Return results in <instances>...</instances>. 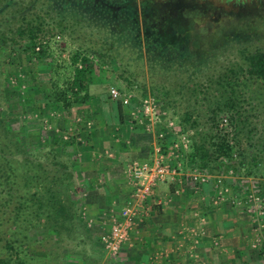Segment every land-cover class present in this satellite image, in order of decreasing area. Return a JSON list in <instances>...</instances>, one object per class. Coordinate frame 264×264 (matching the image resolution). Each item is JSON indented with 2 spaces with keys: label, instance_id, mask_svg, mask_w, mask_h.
I'll return each instance as SVG.
<instances>
[{
  "label": "rangeland",
  "instance_id": "1",
  "mask_svg": "<svg viewBox=\"0 0 264 264\" xmlns=\"http://www.w3.org/2000/svg\"><path fill=\"white\" fill-rule=\"evenodd\" d=\"M39 1L7 0L5 5L9 2L13 4L12 6L25 3L26 6L31 5V8H35ZM50 1L51 3L47 5L50 6L49 8L52 11L49 19L53 20V24L62 22L66 26L60 29V27H53L52 24L53 29L50 31L55 57L57 56L60 61L66 62L64 66L66 64L71 66V54L80 46L92 45L94 48L97 47V50L101 49L103 52H107V55L109 54V58L106 57L104 61L94 58L98 74H96V81L90 88L91 95L88 103L76 105L72 108H59L47 103L44 92L41 91V89L47 88L49 90L50 68L53 66L52 57L46 56L41 60L37 58L29 60L25 57L29 52L22 43L23 45L14 47L16 52H11L12 56L9 54V61L12 63L15 60V63L4 65L5 71L9 73L10 77L8 85L11 100L8 104L11 114L14 115L11 124L14 129L22 132L18 139L22 143L26 142L27 147L30 148L46 146L50 143L47 146L49 148L54 140L59 143L57 145L61 146V137L64 141L73 142L62 147L66 148L64 149L65 152L74 151L73 156H70L74 164L70 168L74 174V187L69 188V194L71 198L80 203V215L89 231L99 237L94 239L95 242L97 241L95 248L91 244L93 242L89 240H87V243H80L76 247L73 236L64 232L61 235H54L56 246H61V252L65 251L64 248L73 250L71 254L67 252L64 255L63 253L60 262H57V264L173 263L175 260L173 257H170L169 261L153 262L157 255L167 256L166 248L162 246L158 248L162 250H156V246L153 244L158 239L146 237L142 231L137 233L136 230H133L131 232L132 240L130 239L131 241L124 243L118 253L106 249L101 237L109 234L114 221L121 212V208L125 205V199L128 198V195L136 186V182L131 176L129 178L125 177V173H130V168L136 164L130 162L128 158L149 159L150 156L146 158L144 155L150 145L153 146L154 152V146L160 145L159 147L165 148L166 151L163 150V152L169 155L164 162L171 169L179 172L180 178L178 181L181 183L178 182L177 185L180 190V193L176 194L178 197L193 194L197 195L200 199L199 202L205 205L210 202L213 204L215 200V202H218L215 206H224L219 212L220 229H222V219L225 220L224 216L231 215L232 208L230 206L236 209L239 217L237 228L234 230V234L223 232L222 242L224 246H229L232 243L234 245L248 243L250 249L247 250L246 254L249 253L253 257L251 264H261L258 261L264 259V194L259 192L258 186L252 178L237 177L231 171L225 176H215L208 173L209 180L206 186L202 188H199L187 178L194 171V169L188 167L186 160V154L189 151V137L186 133H183L180 125L172 117L171 112L163 102L164 93L153 88V85L160 82H171L176 75L178 76L176 78L180 79L182 71L183 74L186 73V77L184 81L180 80L185 86L186 81H188L187 83L193 81L192 77L188 78L192 73L198 72L197 80L204 82L205 76L210 70L214 71L215 69L216 73L220 68L238 62L241 56L240 50L243 47L247 46L255 49L259 46L264 48L263 20L260 19L261 31L258 34L235 35L220 45L212 46V48L208 47L211 44H203L202 47L205 50L210 48L204 56L197 51L187 49L186 52L181 54L184 59L180 60L179 65H176L179 66V72L175 70L176 68H172L174 64L171 63V65L166 66L168 68L166 73H162L163 69L160 68L163 64H159L157 60L152 58L149 53L150 49L145 44L143 30L140 28L139 31L136 27L141 23L130 24V17H126V3L135 2L136 7L140 8L143 0ZM153 1L168 7L171 5L175 9L181 8L184 11H186V8L194 10V13L201 15L199 16L201 28L216 24L219 19H223L225 14L228 13H236L240 17L241 14L243 16L264 15V0H237L228 5L223 0ZM207 2L221 9L208 12L206 16L205 3ZM203 4L204 6H202ZM96 6L100 8L101 12L99 14H96ZM116 16L120 17L119 27H115L117 22L112 21ZM108 47H112L111 51ZM163 52L171 61L170 53L166 50H163ZM110 54L117 55L110 60ZM152 55L153 57L159 56L158 52ZM200 57L204 58L201 59ZM175 60V58L172 59V61ZM125 65L131 72L136 73L137 80L142 83V86L147 87L148 94L146 96H143L138 88L129 90L124 79H118L117 76L112 78L113 81L107 80L108 74L105 70L114 68V71H119ZM111 85L117 86L124 92H130L132 94L131 105L124 107L120 101L112 99L109 96ZM187 90L189 91L188 87H186L185 93ZM152 97L157 102V106H153V109L159 112L160 117L157 115L158 113L152 118V116L143 112L144 98ZM33 100L37 102L36 106L33 105ZM119 105L123 108L124 114L128 116V121L127 119L124 122L119 120ZM247 107H250V105L247 104ZM157 116L159 119H157ZM224 123L226 124V120ZM258 125L260 131L264 132V125L261 120L258 121ZM139 127L141 129L143 127L147 133ZM162 132L164 133L163 142L160 140V133ZM136 134H138V137H136ZM186 144L188 145L186 146ZM133 148L142 149H138V151ZM176 148H180L179 152ZM118 149L122 153L118 152ZM128 165L129 167L126 168ZM219 178L223 180L222 183L219 182ZM155 188L156 192L164 194L168 190L175 191V184L169 181L159 182ZM191 199L190 197L185 200L187 205H191ZM148 205L152 207L156 206V203L151 200ZM227 213L230 214L227 215ZM151 226L152 223L146 231ZM214 229V233H216L218 230L217 225ZM222 230L224 231V229ZM225 232L227 231L225 230ZM32 235L38 238L41 237L35 231L32 232ZM259 241L261 246L254 247V244ZM160 242L161 240L156 243ZM38 246L36 245V247ZM101 246L103 249L99 250L98 247L102 248ZM202 250L203 257L209 256L210 253L217 254V252L224 256L217 248H214V252L208 247H206V250L202 247ZM229 259L230 257H228ZM219 261L215 259L213 264H219ZM208 264H212L211 260Z\"/></svg>",
  "mask_w": 264,
  "mask_h": 264
},
{
  "label": "trees",
  "instance_id": "2",
  "mask_svg": "<svg viewBox=\"0 0 264 264\" xmlns=\"http://www.w3.org/2000/svg\"><path fill=\"white\" fill-rule=\"evenodd\" d=\"M6 1L0 0V264H57L63 253L71 254L73 250L64 248L61 252L54 235L64 232L73 236L76 247L89 240L95 248L97 241L94 239L99 237L89 231L80 215V203L69 194V188L74 187V174L70 170L73 164L70 156L74 151L65 152L66 148L62 147L73 142L61 137V146L54 140L49 148L50 143L30 148L18 139L22 132L11 124L14 115L8 104L11 100L10 77L4 65L11 63L9 54L12 56L11 52H16L14 47L22 43L29 52L25 56L29 60L52 57L49 90L41 91L47 103L72 108L88 103L90 88L98 74L94 58L104 61L109 54L92 45L80 46L71 54V66H64L66 62L55 57L50 31L53 27L63 29L66 26L62 22L53 24L49 19L52 11L47 5L51 1L40 0L35 8L25 3L5 5ZM223 1L228 5L237 0ZM126 5L129 23H141L136 27L143 30L152 58L163 64L162 73H166V66L171 63L179 72L176 65L184 59L181 54L187 49L204 56L212 46L220 45L232 36L258 34L260 19L264 22L263 14H241L240 17L228 13L216 24L201 28V15L194 10L175 9L153 0H143L140 8L135 2ZM205 5L206 16L208 12L221 9L210 2ZM96 9L99 14L100 8L96 6ZM119 19L118 16L112 19L117 22L115 27L120 26ZM203 44L211 45L205 50ZM108 49L111 51L112 47ZM163 50L170 53L171 61ZM156 52L159 56L153 57ZM240 54L234 65L220 68L216 73L215 69L210 70L204 82L197 80L198 72L192 73L187 77H192L193 81H186L185 86L181 80H185L186 73L182 71L181 80L176 75L173 81L160 82L153 88L164 93L163 102L189 137L186 154L189 168L215 176H225L231 171L234 176L252 178L259 192L264 194V132L258 125L260 120L264 125V48L245 46ZM115 55L110 54V60ZM174 58L176 60L172 61ZM14 63L15 60L11 64ZM105 72L107 80L117 76L124 79L129 90L138 88L143 96L148 94L147 87L142 86L136 73L126 65L119 71L110 68ZM186 87L189 91L185 93ZM36 104L33 100V105ZM118 116L121 122L128 121L121 105ZM141 130L146 132L143 127ZM149 148L150 155L153 147ZM33 231L41 237L33 236Z\"/></svg>",
  "mask_w": 264,
  "mask_h": 264
},
{
  "label": "crops",
  "instance_id": "3",
  "mask_svg": "<svg viewBox=\"0 0 264 264\" xmlns=\"http://www.w3.org/2000/svg\"><path fill=\"white\" fill-rule=\"evenodd\" d=\"M136 135H137L136 137H138V134ZM150 147L153 146L150 145ZM133 149L140 150L142 148H133ZM149 149L150 148H148V150L145 151L146 154L144 155L146 156V158H149L150 156L149 159H136V158L134 159L128 158V159L132 163L134 162L141 163L148 161L152 159L155 155L154 149H153L154 153L149 155L150 153ZM118 152L122 153L119 149ZM128 154H132V153H128ZM129 165L126 166V168H128ZM125 177L127 178L130 177L128 172L127 174L125 173ZM197 194L199 195V193ZM183 196L178 197L175 194L174 190H168L164 194H162L160 192H156V188H155L154 195L149 200L150 201L153 200L154 203H156V206L154 207L149 206L148 203L150 201L148 200L145 205V209L142 210L140 213V217L138 219L137 225L135 226V228H133L134 230H136L137 233L142 231L144 236L146 237L157 238L158 240L156 242L161 240L160 243L155 242V244H153L156 246V250H162V249H158L161 248L162 246L166 248L167 256L163 257L162 255L160 256L157 255L156 259H154L153 262L160 263L162 262V260L169 261V258L173 257L175 259L173 263L170 262L168 264H208L210 260L211 263L213 264L215 259L220 260L219 264L222 263L251 264L252 263L253 257L249 255V253L246 254L247 250L250 249L248 243L240 244V245H234V243H232L229 246L226 245L224 246V243L222 242V237H223L222 234L224 233L234 234V230L237 228L236 226L238 224L239 217L236 209L233 208V206H230V208H232L230 211L231 215L224 216L225 220L222 219L223 221L222 229H224L223 231L222 229H220L221 223L219 222L220 221L219 212L224 206H220V205L215 206V204L218 203L215 202V200L213 204L210 202L209 204L205 205L204 203L199 202L200 199L197 195H193V194L191 195L188 194ZM190 197L192 198L191 205H187L185 200ZM230 213H227V215ZM151 223L152 226L146 231V229L151 225ZM229 224L230 226L228 227ZM216 225L218 230L216 233H214L215 232L214 228L216 227ZM225 230L227 232H225ZM202 247H204L205 250L206 247H208L209 249H211L212 252L215 251L214 248L220 249L219 252L223 253L225 257L222 254H218V252L217 254L210 253L209 256L203 257ZM229 249H231V251H229ZM228 257H230L229 260ZM258 262L264 264V259L263 261L259 260Z\"/></svg>",
  "mask_w": 264,
  "mask_h": 264
},
{
  "label": "built area",
  "instance_id": "4",
  "mask_svg": "<svg viewBox=\"0 0 264 264\" xmlns=\"http://www.w3.org/2000/svg\"><path fill=\"white\" fill-rule=\"evenodd\" d=\"M131 93L124 92L117 86L111 85L109 87V96L117 101H120L124 107L131 105ZM156 99L144 98L143 112L146 115L155 117L160 114L153 109L156 107ZM158 117V116H157ZM159 117L157 119H159ZM164 133H160V140L163 142ZM186 142V141H185ZM188 144H186L187 146ZM160 146V145H159ZM155 147V155L152 159L134 164L129 170L131 178L136 182L134 190L130 192L126 199L125 205L121 208L118 218L114 221L112 228L107 235L101 236L105 243L106 249L118 253L124 243H128L131 239V232L138 223L140 213L145 209L147 201L153 197L154 189L159 182H173L175 184V194H179L180 190L177 187L180 181L179 172L166 164L164 161L169 154L163 152V148ZM180 148H176L179 152ZM168 153V152H167ZM209 174L204 170L194 169V171L187 177L196 184L199 188L205 187L209 180ZM179 182V183H178ZM222 183V179L219 178ZM259 199V197H257ZM260 241L254 244V247H260Z\"/></svg>",
  "mask_w": 264,
  "mask_h": 264
}]
</instances>
